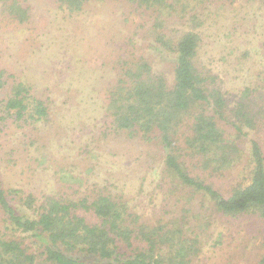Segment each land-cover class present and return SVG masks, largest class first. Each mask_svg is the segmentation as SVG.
Wrapping results in <instances>:
<instances>
[{"label":"rangeland","instance_id":"rangeland-1","mask_svg":"<svg viewBox=\"0 0 264 264\" xmlns=\"http://www.w3.org/2000/svg\"><path fill=\"white\" fill-rule=\"evenodd\" d=\"M169 1L173 6L164 34L171 40L187 30L199 35L194 64L201 73L215 77L207 80V86H219L224 93L229 120L249 89L255 126L244 127L245 135L237 141L240 153L231 152L228 158L232 162L219 157L204 166L201 155L189 148L180 155L188 172L228 194L249 175L250 140L257 139L264 152V1ZM23 3L30 13L24 25L8 24L7 15L0 14L3 186L39 198L59 193L91 199L104 193L126 202L129 210L148 221L182 211L189 200L193 218L187 234L200 240L189 264H256L264 253L263 217L220 214L200 193L185 199V188L177 185L172 171L165 170L166 153L156 139L130 137L111 127L105 92L113 85L122 66L119 56L130 42L172 83L174 54L156 45L147 33L156 12L138 11L124 0H87L74 13L55 0ZM18 82L29 84L32 94L45 100L49 108L45 120L31 123L8 115L6 100ZM217 124L224 137L235 139L228 123ZM186 136L184 124L172 131L179 146ZM215 153L212 150L208 156Z\"/></svg>","mask_w":264,"mask_h":264},{"label":"trees","instance_id":"trees-1","mask_svg":"<svg viewBox=\"0 0 264 264\" xmlns=\"http://www.w3.org/2000/svg\"><path fill=\"white\" fill-rule=\"evenodd\" d=\"M23 1L0 0V14L7 15L8 24L29 22V9ZM55 1L74 13L87 0ZM124 1L138 11L156 12L148 36L163 50L173 53L175 59L173 80L168 83L165 75L155 71L150 60L140 53V47L130 42L119 56L122 66L119 65L116 79L105 92L112 129L130 137L156 139L166 153L165 170L172 171L177 185L185 188V199L200 193L220 214L264 218V152L257 139L249 143V175L231 187L228 194L192 175L180 160L181 151L186 148L201 155L204 166L219 157L230 161L231 152L240 153L237 141L245 135L244 127L255 126L254 108L247 97L249 89L235 104L233 120H229L224 93L219 86H207V80L215 81V77L201 73L194 64L199 35L187 30L177 40H171L164 34L172 2ZM5 109L14 120L31 123L45 120L49 114L45 100L34 96L32 87L23 82L13 86ZM218 120L228 123L235 139L222 135ZM183 124L188 136L179 146L173 142L172 131ZM212 150L215 155L208 156ZM189 202L182 211L148 221L129 210L126 202L108 194L74 199L53 193L39 198L22 189L5 187L0 179V264H189L200 247L198 236L187 234L190 217L193 218ZM256 264H264V253Z\"/></svg>","mask_w":264,"mask_h":264}]
</instances>
